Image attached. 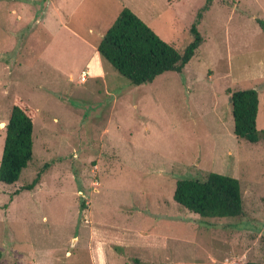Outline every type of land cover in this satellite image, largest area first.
Here are the masks:
<instances>
[{"label":"rangeland","instance_id":"rangeland-1","mask_svg":"<svg viewBox=\"0 0 264 264\" xmlns=\"http://www.w3.org/2000/svg\"><path fill=\"white\" fill-rule=\"evenodd\" d=\"M205 1L0 0V157L14 97L37 111L32 160L0 181V264H93L92 237L107 264H264V139L233 133L229 95L255 89L264 128V0H213L181 72L136 85L99 55L80 81L123 7L182 50ZM210 171L238 179L244 216L174 200Z\"/></svg>","mask_w":264,"mask_h":264},{"label":"trees","instance_id":"trees-1","mask_svg":"<svg viewBox=\"0 0 264 264\" xmlns=\"http://www.w3.org/2000/svg\"><path fill=\"white\" fill-rule=\"evenodd\" d=\"M213 0H206L198 9L190 26L191 42L182 50L160 38L130 8L123 7L96 45L100 57L133 84L151 82L164 71L181 72L202 43L198 29L204 12ZM262 25V23L260 21ZM233 117V133L249 142L264 139V128L258 130V92L239 89L229 92ZM37 111L16 95L5 124L0 157V181H18L21 171L32 160L33 126ZM40 173L24 187L29 190L39 182ZM174 200L202 217L244 216L242 193L237 178L210 171L202 180L179 178L175 182ZM133 264H145L137 258Z\"/></svg>","mask_w":264,"mask_h":264},{"label":"crops","instance_id":"crops-1","mask_svg":"<svg viewBox=\"0 0 264 264\" xmlns=\"http://www.w3.org/2000/svg\"><path fill=\"white\" fill-rule=\"evenodd\" d=\"M83 71L87 72L86 78L87 77H99V78L104 77L103 66H102V62L100 60L97 49L93 53V55H91L86 60L85 69ZM258 116H259V109H258V113H257L256 123L258 120ZM103 242L104 241L99 242V238L97 240H95L92 237L91 242L88 243L87 248H88V250H90L91 260H92L93 264H107V258H106L105 251H104L106 244L105 243L103 244Z\"/></svg>","mask_w":264,"mask_h":264},{"label":"built area","instance_id":"built-area-1","mask_svg":"<svg viewBox=\"0 0 264 264\" xmlns=\"http://www.w3.org/2000/svg\"><path fill=\"white\" fill-rule=\"evenodd\" d=\"M86 76H87V72L83 71V72L81 73V75H80V81H81V82L85 81Z\"/></svg>","mask_w":264,"mask_h":264}]
</instances>
